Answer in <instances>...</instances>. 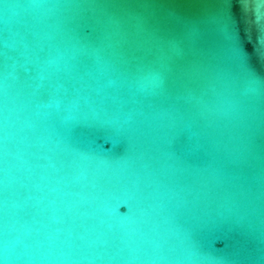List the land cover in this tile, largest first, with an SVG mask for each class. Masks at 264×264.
<instances>
[{
    "label": "water",
    "instance_id": "water-1",
    "mask_svg": "<svg viewBox=\"0 0 264 264\" xmlns=\"http://www.w3.org/2000/svg\"><path fill=\"white\" fill-rule=\"evenodd\" d=\"M91 2L0 0V264H260V0L243 11L232 0L243 55L223 19V0H125L148 5L143 11L158 17L148 22L138 19L142 10L118 13ZM117 14L123 17L113 23ZM128 40L149 61L181 70L169 73L170 98L127 105L114 76L111 84L69 79L80 98L75 109L67 99L57 109L46 91L37 94L45 56L110 44L120 54ZM118 108L132 110L130 134L87 126L92 111ZM174 113L186 141L180 159ZM207 216L224 226L195 231Z\"/></svg>",
    "mask_w": 264,
    "mask_h": 264
},
{
    "label": "snow or ice",
    "instance_id": "snow-or-ice-1",
    "mask_svg": "<svg viewBox=\"0 0 264 264\" xmlns=\"http://www.w3.org/2000/svg\"><path fill=\"white\" fill-rule=\"evenodd\" d=\"M250 0H240L241 10L248 9ZM260 15L264 18V0H260ZM7 7V5H5ZM89 7L107 10H117L118 13H128L133 10H142L138 16L141 22L156 20L158 17L155 13L147 15L145 9L149 6L144 4H131L125 0H92ZM232 0H223L222 15L224 21L230 29V36L234 40L236 51L243 55L241 49L240 21L231 14ZM122 15H113L111 21L115 23ZM162 22V21H161ZM89 38L95 37L96 30H90L87 26H80ZM118 34V33H117ZM127 47L120 54L116 51V46L110 44L107 48H73L60 50L55 58H45L40 61V70L38 73L39 80L42 82L38 85L37 94L47 92L50 96V106L60 109L63 107V101L67 99L73 109H75L80 98L70 93L68 80L73 77H87L93 80H108L111 84V77H116L120 88L124 90L126 96L124 103L129 105L145 104L150 105L158 97H171L170 89L174 85L169 80V73L179 72L180 69L170 67V64L164 61H149L146 55H143L136 47L134 42L128 40L125 42ZM103 44V41H101ZM147 68V72L145 71ZM82 74V75H81ZM45 84L49 88H45ZM140 93H144L143 99ZM119 103V102H118ZM47 106V105H46ZM173 122L175 132V151L177 159L186 154V141L184 137V128L181 125L182 117L173 114L169 118ZM132 123V110L121 109L92 111L87 117V126L91 127L97 124H105L115 128L118 132L130 134ZM79 128L73 129V135L77 138L81 136ZM261 148L264 150V137L261 138ZM213 224L224 226L223 219L219 216H207L194 222L196 231L202 225ZM260 264H264V255L261 256Z\"/></svg>",
    "mask_w": 264,
    "mask_h": 264
}]
</instances>
